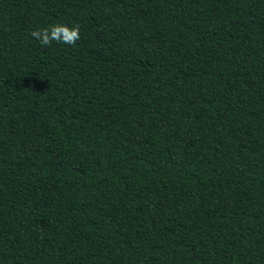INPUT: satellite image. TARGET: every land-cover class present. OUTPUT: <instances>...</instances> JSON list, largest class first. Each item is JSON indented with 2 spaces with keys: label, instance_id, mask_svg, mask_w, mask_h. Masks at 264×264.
I'll return each mask as SVG.
<instances>
[{
  "label": "trees",
  "instance_id": "16d2710c",
  "mask_svg": "<svg viewBox=\"0 0 264 264\" xmlns=\"http://www.w3.org/2000/svg\"><path fill=\"white\" fill-rule=\"evenodd\" d=\"M0 264H264V0H0Z\"/></svg>",
  "mask_w": 264,
  "mask_h": 264
},
{
  "label": "clouds",
  "instance_id": "9594fccd",
  "mask_svg": "<svg viewBox=\"0 0 264 264\" xmlns=\"http://www.w3.org/2000/svg\"><path fill=\"white\" fill-rule=\"evenodd\" d=\"M31 36L39 39L42 45L48 46L53 42L74 46L81 38L80 26L78 24L72 27L55 24L48 28L33 31L31 32Z\"/></svg>",
  "mask_w": 264,
  "mask_h": 264
}]
</instances>
